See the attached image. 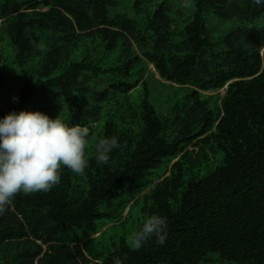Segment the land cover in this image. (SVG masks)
I'll return each mask as SVG.
<instances>
[{
    "label": "trees",
    "instance_id": "obj_1",
    "mask_svg": "<svg viewBox=\"0 0 264 264\" xmlns=\"http://www.w3.org/2000/svg\"><path fill=\"white\" fill-rule=\"evenodd\" d=\"M174 1L0 0V117L89 129L84 175L0 216V264H264V5ZM152 214L166 241L137 249Z\"/></svg>",
    "mask_w": 264,
    "mask_h": 264
},
{
    "label": "clouds",
    "instance_id": "obj_2",
    "mask_svg": "<svg viewBox=\"0 0 264 264\" xmlns=\"http://www.w3.org/2000/svg\"><path fill=\"white\" fill-rule=\"evenodd\" d=\"M253 2L264 5V0ZM191 3L192 0H182L181 7L190 8ZM88 136L86 126L70 124L59 115L52 118L41 111H12L0 117V216L9 210L18 193L48 192L58 185L62 167L84 175ZM121 147L115 135L99 138L95 145L97 164L108 165L111 153ZM167 229L166 216L146 217L132 234L134 247L139 249L153 238L164 244ZM114 264L123 261L117 258Z\"/></svg>",
    "mask_w": 264,
    "mask_h": 264
},
{
    "label": "rangeland",
    "instance_id": "obj_3",
    "mask_svg": "<svg viewBox=\"0 0 264 264\" xmlns=\"http://www.w3.org/2000/svg\"><path fill=\"white\" fill-rule=\"evenodd\" d=\"M181 3H182V0H176V2L174 1L173 2V5L175 6V9H174V14H175V19L177 20V17H179V19H182L184 18L185 16H182V12L186 9V8H183L181 7ZM209 25L212 27V29H214L216 32H223L224 29L228 28L229 26H231V23H220L218 21H216L215 19L213 18H209ZM148 68L154 73L155 75V78L157 77L158 78V74L156 73L155 69L153 68V65L152 64H149L148 65ZM225 89L226 87H224L223 89H221L219 92L221 95L224 94L225 92ZM213 93V92H212ZM125 213H126V210H125ZM124 213V214H125ZM96 224V223H95ZM91 229H94V230H97L98 229V226L96 225H92V226H87L83 229H80V230H77L76 232L83 235L85 234L86 232L90 231ZM96 236L93 235V237Z\"/></svg>",
    "mask_w": 264,
    "mask_h": 264
}]
</instances>
